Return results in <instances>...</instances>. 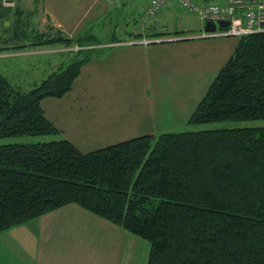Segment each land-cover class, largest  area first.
I'll return each instance as SVG.
<instances>
[{
    "label": "trees",
    "instance_id": "1",
    "mask_svg": "<svg viewBox=\"0 0 264 264\" xmlns=\"http://www.w3.org/2000/svg\"><path fill=\"white\" fill-rule=\"evenodd\" d=\"M15 1L0 0V52L81 48L30 88L0 65V137L61 135L42 101L69 94L96 50L82 48L85 34L42 35ZM255 120H264V31L240 36L189 122ZM70 203L146 239L147 264H264V124L144 134L89 152L64 136L0 144V231Z\"/></svg>",
    "mask_w": 264,
    "mask_h": 264
},
{
    "label": "crops",
    "instance_id": "2",
    "mask_svg": "<svg viewBox=\"0 0 264 264\" xmlns=\"http://www.w3.org/2000/svg\"><path fill=\"white\" fill-rule=\"evenodd\" d=\"M42 3L48 27L68 38L85 34L92 43L83 48L96 50L82 66L69 94L42 101L47 117L80 150H84L83 144L91 151L133 137L129 130L144 127L148 131L152 127V114L163 113L169 99L166 90L154 94L147 91L148 78L154 74L169 77L189 73L194 81L206 85L203 92L193 95L195 106L185 113L189 121L210 85L206 82L215 78L240 40L231 35L198 37L205 31L206 21L182 10L174 0H168L148 22L142 19L148 0ZM178 26L183 27L181 33ZM144 37L169 40L133 42ZM58 61H51L49 70L59 66ZM141 121L148 124L142 126ZM143 133L148 132L134 136ZM139 242L131 232L70 203L0 231V264H147L145 250L135 247Z\"/></svg>",
    "mask_w": 264,
    "mask_h": 264
},
{
    "label": "rangeland",
    "instance_id": "3",
    "mask_svg": "<svg viewBox=\"0 0 264 264\" xmlns=\"http://www.w3.org/2000/svg\"><path fill=\"white\" fill-rule=\"evenodd\" d=\"M42 0H21V5L24 9H28L29 13V22H31V28H34L37 31H40L42 35H56L51 27H48V21L46 19V13L44 8L42 9ZM8 6V5H7ZM182 9V8H181ZM180 10V9H179ZM184 10V9H182ZM13 18V17H12ZM45 19V20H44ZM9 21V20H7ZM6 30L12 29V24L9 23L7 27H4ZM183 27L178 26L177 30H181ZM52 29V33L48 34V31ZM173 30V29H171ZM201 30V29H199ZM15 33V31H14ZM174 33V32H173ZM6 35V34H5ZM103 37V36H102ZM27 44V42H22V44ZM31 43V42H30ZM12 45V44H9ZM7 47V45H3ZM81 45L73 43L71 45H65V43H51V44H42V45H33L28 44L26 47L22 48H10L5 51L0 52V65L4 69V72L10 77V79L18 84L22 88H30L35 86L43 78H46L49 73L57 69L58 66H53L51 70L50 63L51 61L55 63L56 59L60 61V58H64L63 54L69 53L70 50H80ZM83 48V47H82ZM52 53L55 56L49 54ZM56 55L58 57H56ZM51 60V61H50ZM164 74V73H163ZM154 74L153 77L148 78L149 85L147 91L149 93L161 92V90H166L169 99L167 107L164 108L163 113L154 112L151 118L152 127L148 131H144V127L137 130H129V133L133 137L144 135V134H154L155 136L159 135L161 132H179V131H188V130H200V129H209V128H224V127H239V126H256L263 125L264 120H255V121H223V122H214V123H202V124H192L187 121L188 116H185V113L191 109L194 105V94L198 91L203 92L206 87L204 83L201 85L200 81L195 80V77L189 73L177 72V74L166 77V75ZM186 76V77H185ZM216 77V76H215ZM213 78L211 81L206 83L210 84L214 81ZM204 89V90H203ZM193 96V98H192ZM192 100V101H190ZM200 101V100H199ZM198 101V103H199ZM197 103V104H198ZM108 123V122H107ZM140 125H146L144 121L139 123ZM106 123H103L102 126H106ZM142 125V126H143ZM161 126L160 129H157V126ZM148 132L140 135L135 134L139 132ZM61 138V135H43V136H32V135H22V136H12V137H0V144L6 143H32L39 141L51 140V138ZM131 137V138H133ZM87 140H95L94 137H86ZM130 139V138H128ZM127 140V139H126ZM83 144L81 147L84 149L83 152H89V146ZM140 241L137 244L136 248H141L145 250L144 258L147 262V256L150 251V243L138 236Z\"/></svg>",
    "mask_w": 264,
    "mask_h": 264
},
{
    "label": "built area",
    "instance_id": "4",
    "mask_svg": "<svg viewBox=\"0 0 264 264\" xmlns=\"http://www.w3.org/2000/svg\"><path fill=\"white\" fill-rule=\"evenodd\" d=\"M110 4L122 0H107ZM168 0H149L142 19L147 22L156 16ZM175 3L188 11L196 13L204 21L228 20L226 29L217 28L213 32L203 31L198 37L242 36L264 31V0H227L226 4L208 2L207 0H174ZM3 5L13 6V0H2ZM159 40V39H156ZM153 39L143 38L133 42L149 43Z\"/></svg>",
    "mask_w": 264,
    "mask_h": 264
},
{
    "label": "water",
    "instance_id": "5",
    "mask_svg": "<svg viewBox=\"0 0 264 264\" xmlns=\"http://www.w3.org/2000/svg\"><path fill=\"white\" fill-rule=\"evenodd\" d=\"M10 21H5V27H7L9 25ZM230 24V22L228 20H218V21H212L209 20L206 22L205 24V30L208 32H213L215 31L218 27H226ZM52 33V29H50L48 31V34ZM59 37H61V35H59Z\"/></svg>",
    "mask_w": 264,
    "mask_h": 264
}]
</instances>
